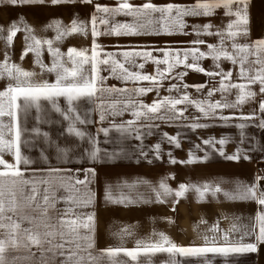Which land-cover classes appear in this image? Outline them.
I'll return each mask as SVG.
<instances>
[{"label":"crops","instance_id":"0c3cea01","mask_svg":"<svg viewBox=\"0 0 264 264\" xmlns=\"http://www.w3.org/2000/svg\"><path fill=\"white\" fill-rule=\"evenodd\" d=\"M119 0H92L91 3H83L81 0L75 2L62 3L59 5L32 4L20 7L0 6V25L4 31H0V63L5 60V54L10 57V63H15L25 70H32L40 73L36 79H46L53 82L54 74L42 72L35 64V53L28 52L22 57L27 44L32 43L31 37L46 41L52 39L53 46L59 47L62 52L75 47L78 50L90 49L93 40L99 43L105 52H122L132 50H151L153 48H189L190 42L194 40H204L207 43L218 44L217 36L204 34L197 35L196 30L203 29V26L211 23L213 31L221 29L234 17L226 16L224 9H217L213 16H185L184 22L187 27L184 33L174 32L172 35H140V36H115L101 35L94 38L91 35V17H107L109 25H103L97 21L98 29L104 32L115 22L131 23L133 18L124 15L112 16L111 13L104 14L95 11L96 6L115 8ZM139 5L146 0H131ZM157 6L168 4L191 7L197 0H151ZM175 15V13H173ZM247 36L238 37L239 43H255L264 40V0H247ZM160 16L154 13L150 19L155 20ZM23 17V21H21ZM149 18H144L146 21ZM87 25L88 32L84 34H71L62 41H56L57 32L54 22L59 21L61 28L70 27L72 21ZM15 21L21 29L9 44L7 36L11 23ZM150 28H159V24H151ZM27 28L28 31L24 29ZM25 37H29L28 40ZM231 42L229 41L228 44ZM227 46V44H226ZM201 50H206V45H199ZM231 51V49L229 48ZM154 55L159 53L154 52ZM43 62L51 64V56L47 52V45L43 46ZM117 59H122L118 56ZM254 57H249L248 67ZM137 63H143L138 60ZM220 67L216 68L211 58L201 61V66L206 71L232 72L231 83H244L239 79V66L232 65L227 60L219 62ZM86 66V70H87ZM104 66H102L103 68ZM163 67V66H162ZM253 67H258L254 65ZM142 71L145 74H154L155 65L145 64ZM186 71L187 75L182 79H174L176 72ZM103 76H109V72H101ZM221 77H208L203 73H196L191 69H175L172 76L165 79L159 87V97H178L187 91L192 100L221 101L222 103H234L237 90L232 89L228 93L215 92L211 97L207 96L209 89L219 88ZM7 80H0V90H3ZM226 83H229L226 81ZM108 86L132 88L134 86H152L149 82H140L133 85L131 82L125 84L117 79L109 78L106 81ZM173 84L177 85L182 93L175 90L171 93L167 91ZM188 85L187 89L183 85ZM196 85L204 87L195 93ZM257 94L254 98L246 100L243 104L235 108L223 109L222 114L233 117L227 121L218 118L208 119L203 117L198 110L191 105L182 104L179 109H186L184 116L172 120H145L141 119V124L151 125L141 129L143 139L139 140L133 134L119 132L113 127V123L120 124L122 121L132 119L129 114L122 117H105L100 121L101 109L90 102H80L81 113H87L88 124L77 125L87 133L84 141L68 135L66 131L67 122L55 112L48 111L41 113L45 120L50 123H40L41 133L49 134L47 141L43 135L36 136L33 129V122H38L35 117L37 113L33 109L26 119L22 118V127L28 131L22 136V153L27 156L32 164L26 176H31L32 169L47 170L49 168L71 169L70 172H63L61 175L71 176L75 179L83 180L86 172L84 170L94 169V174L88 173L91 182L88 190L93 196L92 203L88 207L73 205L76 215L81 212L94 215V247L90 250L95 258L91 264H264V244H257L256 252L230 253L223 256L219 253H207L202 256H171L168 253L142 254L136 261L120 253L116 256H108L107 249L126 248L135 249L137 241L149 243L159 239L156 234L163 233L177 246H201L204 244L203 237L212 236L211 229L219 226L221 232L231 230L234 226L239 232L233 233L232 240L235 243L241 233H258V221L256 217L260 211V206L251 199H225L222 194L213 195L207 192L203 200L199 198L198 192L191 186H219L223 191L236 194L245 186H250L256 182L257 176H264V128L260 127V121L264 119V114L259 112V103L264 100V94L259 92V84L250 86ZM157 92L153 91L138 97L145 103L151 104L157 99ZM106 102L124 101L126 96L108 93L103 94ZM61 105L66 101L61 99ZM50 108V105L47 106ZM218 115L221 114L220 110ZM171 112L161 110L160 115L170 116ZM255 115V118L243 120L241 115ZM54 123V124H53ZM200 123L207 125L193 130L189 125ZM245 124L243 129L239 124ZM104 128L111 130L107 135ZM164 133L178 137L180 147L167 142ZM94 137L97 141L96 147L100 153L97 160L93 162L86 155L84 149L91 145L88 138ZM64 138V139H61ZM211 139L218 141L226 139L227 143L221 145H205L204 140ZM54 142V143H53ZM161 145L160 153L153 151L154 146ZM199 145V148L196 146ZM57 146L69 149L67 156L58 158L61 154L57 152ZM240 149L241 159L239 161L228 160L225 156H230ZM223 150L224 156L220 155ZM43 153V155H42ZM116 154L113 157V154ZM195 155L197 161L189 162ZM248 157L244 159L243 157ZM46 157V159H45ZM10 159V157H5ZM177 163H172V160ZM23 167V166H22ZM79 170V171H77ZM46 175V171L36 172V177ZM167 185L173 190V194H164L160 187ZM190 186L183 198L174 196L179 185ZM264 187V180L259 181ZM110 194L112 200H123V203H113L106 199ZM164 202H158L157 196ZM133 201L129 203L128 201ZM68 205L60 202L56 208L63 210ZM123 237V238H121ZM244 243L256 242L255 234L251 237L245 236ZM222 243V242H221ZM48 245H44L47 248ZM67 247V245H66ZM10 258H16V264H47L51 252H44L42 249L32 247L30 250L21 248L9 253ZM43 257V259H42ZM63 257L57 256L53 264H60Z\"/></svg>","mask_w":264,"mask_h":264},{"label":"snow or ice","instance_id":"6c2138e0","mask_svg":"<svg viewBox=\"0 0 264 264\" xmlns=\"http://www.w3.org/2000/svg\"><path fill=\"white\" fill-rule=\"evenodd\" d=\"M75 2V0H0V6L20 7L32 4L59 5L62 3ZM83 3H91L92 0H81ZM224 9L225 15L234 17L221 29L213 31L214 26L208 23L203 29L196 30V34L208 36H217L218 44L207 43L204 40H194L190 43L195 45L189 48H153L151 50H132L122 52H105L102 46L93 40L90 52L88 49L78 50L75 47L62 52L59 47H54V41L48 39L43 41L31 37L32 43L27 44L22 57L28 52L35 53V64L40 67L42 72L54 74L55 79L49 82L46 79H36L40 73L32 70H25L15 63H10V57L5 54V60L0 63V80H7L3 90H0V264H16V258H10L9 253L21 248L31 249L36 247L44 252H51L52 256L48 258L47 264H53L57 256L63 257L60 264H91L94 261L92 252L94 247V215L89 213H79L70 215L74 212L73 205L79 207H88L93 200L91 192L88 190V184L91 178L88 173L94 174V169L84 170L86 172L83 180L75 179L71 176L61 175L63 172H70L71 169L49 168L47 170L32 169L31 176H26L32 161L22 153V136L28 131L22 127V118L27 116L34 109L37 113L35 119L40 123H50L45 120L41 113L48 111L58 113L63 121L67 122L66 131L68 135L79 138L84 141L87 133L81 130L77 125H87V113H81L80 102H90L101 109L100 121L103 122L106 115L112 117H122L129 114L132 119L122 121L120 124L113 123V127L119 132L133 134L136 139L142 140L141 129L151 126L141 124V119L145 120H172L184 116L186 109H179L177 106L186 104L194 106L203 117L208 119L218 118L220 120H229L233 117L223 115L222 110L235 108L243 104L246 100L254 98L256 92L252 91L250 86L259 84V92L264 94V40L255 43L238 42L237 38L247 36V0H197L191 7H182L180 5L168 4L166 6H157L146 0V2L136 5L131 0H119L115 8L96 6L98 13L112 16L124 15L133 18L131 23L113 22L106 31L101 32L98 29L97 21L100 24L109 25V18L97 17L95 14L91 17V35L96 38L101 35L115 36H140V35H172L174 32L184 33L187 25L184 22L185 16H203L211 17L217 9ZM159 13L160 16L155 20L150 19L152 14ZM175 13V15H173ZM144 18H149L146 21ZM23 21V17H21ZM159 24V28H150L151 24ZM57 32L56 41H62L71 34H84L88 32L87 25L72 21L70 27L61 28L60 22H54ZM28 31L27 28L24 29ZM0 31L4 27L0 25ZM21 29L13 21L9 28L7 41L10 44L13 38ZM26 40L29 37H25ZM231 42L228 44V42ZM47 45V52L51 56V64L46 65L43 62V46ZM227 44V46H226ZM199 45H206V50H201ZM231 49V51L229 50ZM157 52L159 55H154ZM120 56L122 59H117ZM249 57H254L248 67ZM211 58L216 68L220 67L219 62L227 60L232 65L239 66V79L244 83H231L232 72L223 70L206 71L201 66V61ZM142 60L143 63H137ZM155 65L154 74H145L142 71L146 63ZM183 66L184 69H191L196 73H203L208 77L220 76L219 88L209 89L207 96L211 97L215 92L228 93L232 89L237 90L234 103H222L221 101L192 100L187 91L178 97L165 96L159 97V87L165 79L172 76L175 69ZM258 65V67H253ZM86 66L87 70H86ZM102 66H104L102 68ZM163 66V67H162ZM109 72V76L101 75V72ZM187 75L186 71L176 72L174 79H182ZM109 78L117 79L125 84L131 82L137 85L140 82H149L152 86H134L132 88L108 86L106 81ZM229 82V83H226ZM199 92L204 85H196ZM184 89L188 85H183ZM179 92L177 85L173 84L167 89L168 92ZM157 92V99L151 104L145 103L138 97ZM116 94L126 96L124 101L106 102L103 94ZM61 99L66 101L61 105ZM50 105V108L47 106ZM171 112L170 116L160 115L161 110ZM221 114L218 115V111ZM259 112L264 114V100L259 103ZM239 119L248 120L255 118V115H241ZM193 130L206 127L205 124L193 123L189 125ZM260 127L264 128V119L260 121ZM243 129L245 124L238 125ZM110 128H104L105 135ZM36 135H43L47 141L49 134L41 133L38 127L31 129ZM164 138L168 143L175 147H180L178 137L170 136L164 133ZM54 143V142H53ZM89 148L84 149L86 155L93 162L97 160L100 150L96 147L97 141L94 137L88 138ZM205 145L219 143L224 145L226 139L213 141L204 140ZM199 148V145L196 146ZM69 149L57 146V152L61 154L58 158L63 159L67 156ZM154 152L160 153L161 145L154 146ZM241 150L236 153L225 156L228 160L239 161L241 159ZM43 155V153H42ZM115 153L113 157H115ZM220 155L224 156L223 150ZM10 157L6 159L5 157ZM247 159L248 157H243ZM46 159V157H45ZM197 157L193 155L189 162L195 163ZM172 163H177L172 160ZM23 166V167H22ZM46 171V175L36 177V172ZM79 171V170H77ZM264 180V176H257L256 182L250 186H245L238 190L236 194L223 191L219 186H191L198 192L199 198L203 200L206 193L211 191L213 195L222 194L225 199L234 200L251 199L259 206L260 211L256 217L258 221V233L244 232L234 243L233 233L239 232L235 226L231 230L221 232L219 226H214L211 231L212 236H205L204 244L201 246H177L169 237L163 233L156 234L159 239L144 243L137 241L135 249L115 248L107 249L106 254L110 257L123 253L131 260L136 261L142 254L168 253L171 256H202L207 253H219L228 256L230 253L256 252L257 244H264V187L260 186L259 181ZM164 194H173V190L167 185L160 186ZM190 186L179 185L178 190L174 192L177 198H183ZM106 199L113 203H123V200L114 201L110 194ZM158 202H164L157 196ZM60 202L68 205L63 210L56 208ZM129 203L133 201L129 200ZM255 234L256 242L244 243L245 236L251 237ZM123 238V237H121ZM222 242V243H221ZM44 245H48L44 248ZM67 245V247H66ZM43 259V257H42ZM171 264H175L172 261Z\"/></svg>","mask_w":264,"mask_h":264},{"label":"rangeland","instance_id":"374dc122","mask_svg":"<svg viewBox=\"0 0 264 264\" xmlns=\"http://www.w3.org/2000/svg\"><path fill=\"white\" fill-rule=\"evenodd\" d=\"M177 92V91H176ZM183 92V90H180L179 92H177V93H182ZM195 93H199L198 91H194ZM201 92V91H200ZM44 124H47V123H44ZM54 124V123H53ZM35 127H38L39 129H40V125H39V122H33V128H35ZM61 139H64V138H61ZM64 141H65V139H64Z\"/></svg>","mask_w":264,"mask_h":264}]
</instances>
